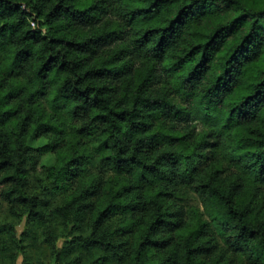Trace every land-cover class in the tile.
I'll list each match as a JSON object with an SVG mask.
<instances>
[{
    "label": "clouds",
    "instance_id": "1",
    "mask_svg": "<svg viewBox=\"0 0 264 264\" xmlns=\"http://www.w3.org/2000/svg\"><path fill=\"white\" fill-rule=\"evenodd\" d=\"M0 264H264V0H0Z\"/></svg>",
    "mask_w": 264,
    "mask_h": 264
}]
</instances>
